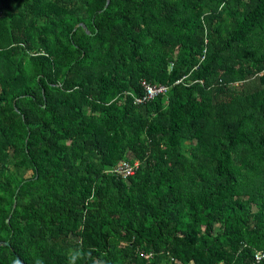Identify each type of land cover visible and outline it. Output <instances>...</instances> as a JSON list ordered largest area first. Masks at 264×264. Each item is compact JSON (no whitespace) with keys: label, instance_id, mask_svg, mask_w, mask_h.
<instances>
[{"label":"trees","instance_id":"16d2710c","mask_svg":"<svg viewBox=\"0 0 264 264\" xmlns=\"http://www.w3.org/2000/svg\"><path fill=\"white\" fill-rule=\"evenodd\" d=\"M108 1L0 0V264H264V0Z\"/></svg>","mask_w":264,"mask_h":264},{"label":"built area","instance_id":"2783aa9c","mask_svg":"<svg viewBox=\"0 0 264 264\" xmlns=\"http://www.w3.org/2000/svg\"><path fill=\"white\" fill-rule=\"evenodd\" d=\"M178 82L179 81H177V83ZM142 84L146 89L147 99H150V98L154 97L155 95H157L159 93H164L166 91L165 86L155 87V86H151L145 82H143ZM137 168H138L137 162L129 163L127 161H122L117 165V167H115L112 170V172L116 173L117 175H119L123 179H126L127 177L133 176L135 174ZM146 257H149V256H146ZM253 258H254V261L256 263H260V262L264 261V250L255 252L253 255Z\"/></svg>","mask_w":264,"mask_h":264},{"label":"water","instance_id":"95a60500","mask_svg":"<svg viewBox=\"0 0 264 264\" xmlns=\"http://www.w3.org/2000/svg\"><path fill=\"white\" fill-rule=\"evenodd\" d=\"M108 2H109V1L107 0L106 6H107ZM106 6H105V7H106ZM0 245H1V246H8L9 244H8L7 242H0Z\"/></svg>","mask_w":264,"mask_h":264},{"label":"rangeland","instance_id":"374dc122","mask_svg":"<svg viewBox=\"0 0 264 264\" xmlns=\"http://www.w3.org/2000/svg\"><path fill=\"white\" fill-rule=\"evenodd\" d=\"M30 173H31V172H30V171H28V173H27L26 175H30Z\"/></svg>","mask_w":264,"mask_h":264}]
</instances>
